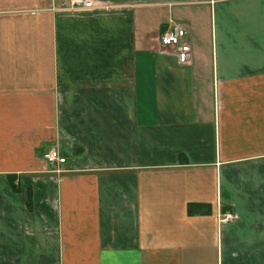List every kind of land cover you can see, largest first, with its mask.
I'll use <instances>...</instances> for the list:
<instances>
[{"label": "crops", "instance_id": "1", "mask_svg": "<svg viewBox=\"0 0 264 264\" xmlns=\"http://www.w3.org/2000/svg\"><path fill=\"white\" fill-rule=\"evenodd\" d=\"M62 1L0 0V264H264V0Z\"/></svg>", "mask_w": 264, "mask_h": 264}, {"label": "built area", "instance_id": "2", "mask_svg": "<svg viewBox=\"0 0 264 264\" xmlns=\"http://www.w3.org/2000/svg\"><path fill=\"white\" fill-rule=\"evenodd\" d=\"M96 7L93 0H64L61 2L60 9H85ZM188 34L187 25L184 22H172L160 34V42L164 47L174 46L178 60L182 63L187 62L190 57V46L186 40ZM43 157L49 163H62L66 161L57 147H51L43 153ZM234 218L233 213L225 212L219 216L222 223L229 222Z\"/></svg>", "mask_w": 264, "mask_h": 264}, {"label": "trees", "instance_id": "3", "mask_svg": "<svg viewBox=\"0 0 264 264\" xmlns=\"http://www.w3.org/2000/svg\"><path fill=\"white\" fill-rule=\"evenodd\" d=\"M14 187V186H13ZM14 188H16V187H14Z\"/></svg>", "mask_w": 264, "mask_h": 264}]
</instances>
